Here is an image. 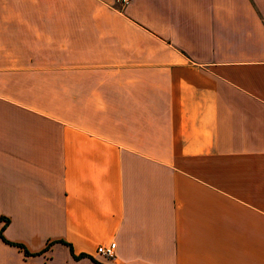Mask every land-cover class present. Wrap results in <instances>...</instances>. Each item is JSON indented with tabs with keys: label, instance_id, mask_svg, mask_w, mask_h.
I'll return each instance as SVG.
<instances>
[{
	"label": "crops",
	"instance_id": "obj_1",
	"mask_svg": "<svg viewBox=\"0 0 264 264\" xmlns=\"http://www.w3.org/2000/svg\"><path fill=\"white\" fill-rule=\"evenodd\" d=\"M116 5L0 0V264H264V0Z\"/></svg>",
	"mask_w": 264,
	"mask_h": 264
},
{
	"label": "built area",
	"instance_id": "obj_2",
	"mask_svg": "<svg viewBox=\"0 0 264 264\" xmlns=\"http://www.w3.org/2000/svg\"><path fill=\"white\" fill-rule=\"evenodd\" d=\"M120 3L125 4L129 2L130 0H118ZM115 241H110L107 244H99L97 246V251L105 256H114V251H115Z\"/></svg>",
	"mask_w": 264,
	"mask_h": 264
},
{
	"label": "trees",
	"instance_id": "obj_3",
	"mask_svg": "<svg viewBox=\"0 0 264 264\" xmlns=\"http://www.w3.org/2000/svg\"><path fill=\"white\" fill-rule=\"evenodd\" d=\"M5 221L8 222V218H5ZM10 243L15 244V245L19 246L20 248H22L25 254H29V251L24 247V245L22 243H18V242H14V241H10Z\"/></svg>",
	"mask_w": 264,
	"mask_h": 264
},
{
	"label": "rangeland",
	"instance_id": "obj_4",
	"mask_svg": "<svg viewBox=\"0 0 264 264\" xmlns=\"http://www.w3.org/2000/svg\"><path fill=\"white\" fill-rule=\"evenodd\" d=\"M131 1V0H130ZM129 1V2H130ZM115 2L117 3V7H120V8H122V7H124L125 5H127L129 2H127V3H125V4H122V3H120L118 0H115Z\"/></svg>",
	"mask_w": 264,
	"mask_h": 264
}]
</instances>
